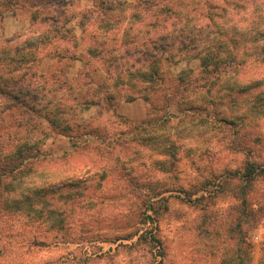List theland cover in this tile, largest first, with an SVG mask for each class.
<instances>
[{
	"label": "rangeland",
	"instance_id": "1",
	"mask_svg": "<svg viewBox=\"0 0 264 264\" xmlns=\"http://www.w3.org/2000/svg\"><path fill=\"white\" fill-rule=\"evenodd\" d=\"M9 1L0 0V59L5 56L8 67L34 60L32 72L38 83L60 78L62 91L56 99L72 84L90 91L96 84H112L114 73H109L108 61L92 55L124 54L126 48L140 54L135 41L148 40L154 21L147 12L143 15L148 7L142 0ZM108 4L111 10H107ZM139 13L141 19L135 15ZM117 16L119 22L109 21ZM240 19L234 24L245 27ZM226 21V33L210 27L217 33L215 37L209 35L205 18L195 21L197 39L203 42L201 50L188 43L158 53L163 78L160 91L152 93L142 86L140 91L125 88L113 107L101 102L81 111L72 121L76 146L42 118L33 117V124L20 127L19 120L26 118L23 112L1 113L5 101L0 98V134L5 131L33 145L32 159L22 173L3 177L11 187L1 186L0 191V264L159 261L162 256H155L160 249L137 241L149 213L156 222L147 225L158 226L157 236L165 252L162 264H227L228 259L244 254L248 243L253 264L264 263V117L254 121L260 116L254 115L237 124H225L212 117L211 108L189 117L176 100L180 94L175 95L174 83L181 73L200 71L202 50L215 47L219 38L244 37L240 30L234 33L232 20ZM105 26L109 28L104 30ZM99 32L107 37V42L102 40V52L96 49L98 42L93 38ZM37 37L52 40L30 47V40ZM90 44L95 51H88ZM16 47L19 53H15ZM12 54H22L24 59L17 58L23 64L13 65ZM26 54L30 60L25 59ZM59 54L68 59L59 61ZM136 64V68L142 66ZM227 68L237 71L234 66ZM165 94L172 95V100L168 108L171 129L160 134L164 139L132 140L137 136L132 132L140 130L136 125L159 117L166 109L162 104ZM236 108L235 114L246 113H242L244 108ZM202 118L213 120L215 125L198 124ZM41 122L46 128L40 127ZM14 145L8 148L15 150ZM114 145L116 155L110 157L107 147ZM162 145H169L170 151L165 153ZM157 160L167 161L158 165ZM248 161L256 164L259 176L246 189L244 204L241 187L245 181L240 175L246 173ZM107 163L114 169L101 179L97 172L106 169ZM77 177L85 179L83 185L60 183L61 179ZM55 182L60 188L50 192L47 186ZM151 204L153 210H148Z\"/></svg>",
	"mask_w": 264,
	"mask_h": 264
},
{
	"label": "trees",
	"instance_id": "2",
	"mask_svg": "<svg viewBox=\"0 0 264 264\" xmlns=\"http://www.w3.org/2000/svg\"><path fill=\"white\" fill-rule=\"evenodd\" d=\"M194 1L197 3L196 6H192L193 2L191 0H142V4L148 7V9L145 8L143 15L147 12L148 16L154 18V21L150 25L148 40H144L142 43H140L141 41H135L136 53L140 54H133L130 48L123 49L124 54H93V58L108 61V71L109 73L111 71L114 73L112 74L114 78L112 84L107 82L96 84L91 91L90 89H83L82 86L74 87L75 84H72V86H67L70 95L63 88L66 92L64 96L67 99H63L64 96L56 99L57 93L62 91V87L59 86L60 78L54 77L41 83L36 82V73L32 72V66L35 61L30 60L28 54L25 57V59L30 60L27 64H23V61L17 58V55H19L20 58L24 59L22 54L10 55V60H14L13 65L15 63L23 64L13 67L6 66L8 59L3 56L0 59V98L5 101V105L1 113L23 112L22 114L26 118L19 120L20 123L18 124L20 127L33 124V117L42 118L47 121L52 129L67 136L71 144L76 146V136L72 133L74 128L72 121L81 111L101 102H106L109 107H113L115 102L123 97L125 88L140 91L142 87H145L152 93L160 91L163 86V78L161 77V69L158 67V53L167 52L175 44L186 47L188 43L192 44L193 48L201 50L203 42L201 39H197L199 34L195 29V21L202 17L208 21L205 27H208L209 35L213 33L215 37L217 33L213 29L222 34L228 32V22L226 21L228 19L229 21L232 20L231 25L238 29L237 31L234 29V33H238L240 30L244 37L241 39L232 36L225 39L219 38L215 47L202 50L200 71L198 73L188 70L177 77V82L174 85L177 92L175 95L180 94L176 99L181 107L180 109L182 112L187 113L189 117H193L199 110L208 112L211 108L210 113L214 115L212 117H215L217 121H223L225 124H237L239 120L247 119L254 115H260L259 119H254V121L260 120V118L264 117V56L257 54H264V0ZM5 2L10 3L11 1L5 0ZM160 3H162V6L160 5L158 8ZM107 10H111L109 4ZM135 15L139 19L142 17L140 13ZM132 17L135 18V16ZM125 18L127 17L125 16ZM236 18H241L240 20L245 27L238 28L237 24H234ZM114 19L119 22L121 18L119 16L117 18L110 17L109 21H115ZM210 27L213 29L211 30ZM108 28V26H105L104 30ZM104 35L106 34L99 32V34L96 33L93 36L94 42H98L96 49L99 52H102L100 49L104 47L103 42H107V37ZM51 40L52 38L48 39L45 37L40 40L37 37L30 40L28 45L30 47H38L40 44H46L48 43L47 41L50 42ZM119 49H122V47H119ZM16 51L15 53H19L20 48L16 47ZM88 51H95L93 44L89 45ZM56 57L59 61L68 59L65 54H59ZM71 59H75V56L71 57ZM147 61L150 64L144 63H147ZM136 63H141L142 66L136 68V65L138 66ZM227 65L229 67L234 66V69L236 68L239 72L230 70ZM67 83V81H63V84ZM164 97L162 104L166 109L163 110L159 117L155 119L147 118L141 124L136 125V128L140 130L138 133L137 131L132 132L137 135L132 140L149 141L151 138H155L154 136L162 140L163 135L160 134H164L171 129L169 125L171 115L168 112V108L171 105L172 95L167 97L165 94ZM28 100H32L33 103L27 104ZM237 106L244 108L245 110L242 113H246L241 114L239 112L240 116L235 114ZM249 120V122L253 121ZM1 121L3 122L4 120L2 119ZM197 122L207 127L215 125L213 120L207 118H202L197 120ZM149 124L150 126H148ZM41 125L42 129L46 128L42 122ZM249 125L246 128H249ZM241 126L243 125H239L240 128ZM149 127H152V129L149 130ZM166 138L163 141H166ZM98 139L101 138L98 137ZM20 141L21 139L12 138L10 134L1 131L0 191L1 186L7 189L11 187V183L9 184L7 179L3 180V177L6 178L12 174L18 176L19 173H22L24 166L32 159V148L30 147L33 145ZM13 144L18 147L14 145L13 147H16L15 150L9 149L8 147ZM169 145L171 146V144ZM169 145L168 147L162 145V147L166 148L165 153L170 151ZM107 149L110 157L116 155L115 145L112 148L107 147ZM165 161L167 160H157L156 163L161 165ZM255 165L254 162L248 161L246 173L240 175L241 179L245 181V185L241 187L243 189L241 191L244 204H247L246 189L259 176ZM257 165L261 166V164ZM111 168L114 169L113 166L107 163L106 169L97 173H100L101 179H105ZM237 173L235 172L234 175H237ZM232 174L231 172L229 175ZM66 179L60 180L62 186H66L69 183V185H83V181L85 182V179L81 177L65 181ZM57 188H60L57 182L47 186L50 192H54ZM150 209L153 210V204L149 206L148 210ZM146 218L149 221L145 219L146 228L139 234L137 241L160 249L155 257L160 255V257L162 256L161 259L152 261L150 264H162L165 252L161 250L162 241L157 236L158 226L155 224V226L150 227V223L147 225L148 222H156V219L151 213L147 214ZM249 246L250 244L248 243L244 254L241 253L239 256L232 258V260L228 259L227 264H234V262L235 264H253Z\"/></svg>",
	"mask_w": 264,
	"mask_h": 264
}]
</instances>
